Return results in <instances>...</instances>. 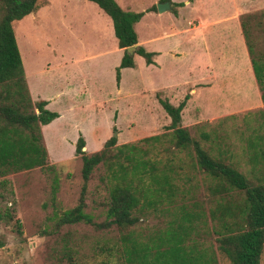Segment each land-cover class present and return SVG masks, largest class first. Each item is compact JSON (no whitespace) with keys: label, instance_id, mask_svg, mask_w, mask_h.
Returning <instances> with one entry per match:
<instances>
[{"label":"rangeland","instance_id":"1","mask_svg":"<svg viewBox=\"0 0 264 264\" xmlns=\"http://www.w3.org/2000/svg\"><path fill=\"white\" fill-rule=\"evenodd\" d=\"M116 1L131 11H144L159 3L156 0ZM178 1L184 3L179 5L183 19H174L172 16L176 13L167 10L158 14L160 27L190 28L197 24L193 21L187 24L190 19L211 22L217 15L204 8L221 3L219 11L226 19L181 35L188 44L184 57L201 62L198 59L201 51L194 46L196 41L190 35L205 29L200 33L209 47L207 61L214 72L197 74L196 69L191 78L183 80L176 77L183 69L176 70L173 66L163 79L146 67L141 57L136 72L124 73L119 92H116L115 76L118 64H114L118 53L112 49L117 47L116 38L113 28L106 35L95 29L96 14L101 11L95 3L49 0L47 7L13 22L32 100L49 99L48 108L60 115L41 128L48 161L54 170L35 167L0 175V212L13 215V218L3 215L0 219V264H126L121 253L116 252L121 245V231L117 227L98 228L85 221L57 225V216L79 201L82 161L80 155L74 154V148L80 134L85 139L86 153L100 150L115 132L116 145L156 134L172 137L173 129L167 127L170 117L156 94L160 88L169 87L158 95L173 105H178L189 93L180 125L211 155L233 163L254 179L251 169L254 149L250 142L258 133H264V102L252 66L247 64L250 58L239 21L238 30L234 28L235 7L232 0H189L188 4L186 0ZM245 14L251 15L247 23L255 49L264 51V0H251L246 12L243 11ZM153 19L151 15L146 16L136 24L141 38L149 35ZM97 38L105 48L110 46L109 52L100 57L95 54L104 47L94 45L93 40ZM78 54L85 61L77 63ZM82 76L83 82L79 81ZM195 78L201 80L193 81ZM77 95L84 103L116 101L104 103L96 110L89 109L88 105L70 109L68 103ZM161 157L166 163L171 158L174 196L171 202L165 201L139 214V221L132 227L134 236L151 242L177 223L188 225L187 242L196 241L201 249L210 246L218 264H230L218 249L212 231L217 221L210 217L209 211L219 201L238 202L242 193L215 191L217 181L198 168L191 146L175 149L173 153L163 152ZM103 173L102 167L93 171L85 194L84 211L97 223L106 218L108 191L100 178ZM184 210L194 214L190 222L182 218ZM16 218L21 223L20 233L16 231ZM261 264H264V249Z\"/></svg>","mask_w":264,"mask_h":264},{"label":"trees","instance_id":"2","mask_svg":"<svg viewBox=\"0 0 264 264\" xmlns=\"http://www.w3.org/2000/svg\"><path fill=\"white\" fill-rule=\"evenodd\" d=\"M40 1L41 5L45 2L0 0V175L35 167L54 170V165L48 161L41 128L59 117V113L47 108L44 99L32 100L13 29V22L36 12L41 6ZM90 1L95 2L110 17L117 46L123 49L120 63L116 66L117 83L121 69L135 65L133 54L126 51L128 46L136 45L134 53L141 55L147 64L154 62L153 56L157 53L137 45L134 25L145 11L156 10L155 5L144 11H131L123 9L116 0ZM178 5L172 3L174 12ZM250 18L249 14L242 15L240 24L264 102V51L255 49L250 39L247 23ZM157 96L170 117L167 127L173 129L171 138L168 139L166 133L156 134L136 142L116 145V138L111 136L100 150L86 153L83 149L85 139L81 134L78 136L74 154L80 155L82 161L80 197L77 205L58 212L56 224L85 221L98 228L114 225L121 231V245L116 252L121 253L126 264H218L210 246L201 249L196 241H186L188 225L177 223L165 235L151 242L139 240L132 229L139 221V214L150 208L155 209L165 201L171 202L174 196L171 158L166 163L161 154L191 146L198 168L217 181L215 191L229 193L234 190L242 193L238 202L219 201L209 211L210 217L217 221L212 231L216 235L218 249L230 264H261L264 249V133H258L250 142L254 149V166L251 168L254 179H251L233 163L211 155L180 125L181 111L189 93L178 105ZM163 140L172 146L165 145ZM98 167L104 168L100 178L108 191L106 218L99 223L84 211L88 182ZM3 215L13 218L9 212H0V219ZM193 215L184 210L182 218L190 222ZM15 225L16 231L20 233L21 223L18 218L15 219Z\"/></svg>","mask_w":264,"mask_h":264},{"label":"crops","instance_id":"3","mask_svg":"<svg viewBox=\"0 0 264 264\" xmlns=\"http://www.w3.org/2000/svg\"><path fill=\"white\" fill-rule=\"evenodd\" d=\"M88 1H90V0H88ZM156 1L157 2H163L162 0H156ZM167 1H169L171 3V8L169 9L170 11H173L172 10V3H178L179 5L182 4L181 6H184V3L181 1H178V0H167ZM190 1L196 2L195 0H190ZM91 2H93V1H91ZM188 2H189V0H186L187 4H188ZM49 3H50L49 0H45V2L40 7L43 9V8L47 7L49 5ZM93 3H95V2H93ZM232 3L235 7V12L233 13V16H232L235 20L234 28L236 30H238L237 21H239V25H240V29H241L239 15H243V11L246 12L248 6L251 5V0H232ZM179 5L176 6V8H175V13H176L175 15L176 16L175 15L172 16L174 19H177V20L183 19L181 10H179ZM214 5H216V4H214ZM149 7H151V6H149ZM149 7H147V8H149ZM220 7H221V3L215 7L212 5L209 8H207V6L204 8L206 11L211 12L213 14L215 13L217 15L215 17V19L211 22L196 20V19H190L187 21V24L192 22V21H193V23H197V24L196 25L194 24L195 26H191L190 28L189 27L187 28L186 26H184L185 27L184 29L181 27H175L174 26V28L171 30H169L171 28L170 26H167L166 28H164V27H160L158 24V20H159L158 14L165 13V12H167V10L163 11V12H158L157 9L145 11L146 13L141 17V19H143V17L150 16V15L153 16L154 19L151 22V24L149 25V27H150L149 35L144 37V38H141L139 36V33L135 28V31L137 33V38H138L137 45L143 46L147 51L157 53L156 55L153 56V61H154L153 63L147 64L144 60L146 67H150L152 70L155 71V74L159 75L163 79H165V77H168L166 75H167L168 71L171 70L170 68L173 66H175L176 70L183 69L179 73V75L176 76L177 78H180V79L184 78L183 80L191 78L194 73L212 74L214 72V68H213V66L211 67L209 64V61H207V57H208L207 54L209 52V47L206 44V40H205L203 34L200 33V32H204L205 29H203L201 31L197 30L196 33L195 32L193 33L194 36L190 35V37L191 38L194 37L193 39L196 41V42H194V46H196L197 49L201 51V53L199 54V55H201V57L198 56V59L202 60L201 62L195 61L193 59L187 60L184 57V55H185V54H183V53H185L184 49H186L185 47H187L188 44L186 42V38L181 37V35L184 34L185 31H187V32L192 31L193 28H198V29L204 28L206 25L211 26L214 23H218V22L222 21L223 19H226L224 17H221V13L219 11ZM100 10L101 11H98V13L96 14L97 16L95 19L96 21L94 22V24H95L94 27H95V29H100L101 32H105V35H106L107 33L112 31L113 25H112V21H110L111 19L109 20L104 15H103L104 17L101 15L102 14L101 12H103L104 14H106V13L101 8H100ZM125 10H127V9H125ZM138 22L135 23L134 27L136 26V24ZM104 29H105V31H104ZM241 33H242V29H241ZM108 36H109V34L107 35V37ZM180 39H182V41H180ZM93 42H94V45H96V47H98V48H100L101 45L104 47L103 41L98 39V38L94 39ZM79 44H81V43H79ZM116 46H117V39H116ZM109 47L110 46H108L106 48L104 47L103 49L97 51L95 56L100 57L101 55L107 54L109 52V50H108ZM112 49L118 53L117 57L115 58L114 64L119 65L121 57L123 55V49L119 48L118 46L114 47ZM179 51H181V52H179ZM247 55L249 56L248 51H247ZM89 56L92 57L93 55H89ZM86 57H88V56H86ZM141 57H142L141 55L133 53L135 65L133 67H125V68L121 69L119 83L118 84L116 83V86L118 88L116 92H119V90L122 87L121 81H122L124 73L127 71L136 72L135 68H136V66H138V63H139V60ZM83 59H84V56L82 54H78V58L76 61H77V63H81V62L85 61ZM247 64H250V66H251V62L249 59H248ZM179 65L181 67L177 68V66H179ZM196 69H198V72H194V70H196ZM82 78H83V76L79 78V81L81 80V82H83ZM199 80H201V79L195 78L193 81H199ZM168 88L169 87L160 88L157 90L156 94H160V96H161V93H163L162 90L168 89ZM191 91H195V88H192ZM142 93H145V91H142ZM44 100L47 101L46 106L48 108V106L50 105V100L49 99H44ZM112 101H116V100L111 99V101H109V99H108V100H106V102L103 101L102 104H104V103L110 104V102H112ZM68 104L70 105V109H74L75 106L88 105L89 109H91V110L95 109L96 110L98 108L100 109L102 106V104H99L98 100H90V101H88V103H84L81 101V99L78 97V95H77V98L76 97L72 98V100H70V102ZM109 104H107V105H109ZM91 106H92V108H91Z\"/></svg>","mask_w":264,"mask_h":264},{"label":"water","instance_id":"4","mask_svg":"<svg viewBox=\"0 0 264 264\" xmlns=\"http://www.w3.org/2000/svg\"><path fill=\"white\" fill-rule=\"evenodd\" d=\"M156 8H157L158 12H163V11L169 10L171 8V3L169 1L159 2V3H157ZM135 47H136L135 45L128 46L126 48V51L130 54H133ZM116 136H117V132H115L113 134V137H116Z\"/></svg>","mask_w":264,"mask_h":264}]
</instances>
